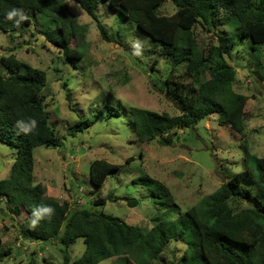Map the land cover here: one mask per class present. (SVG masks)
<instances>
[{
  "label": "rangeland",
  "instance_id": "374dc122",
  "mask_svg": "<svg viewBox=\"0 0 264 264\" xmlns=\"http://www.w3.org/2000/svg\"><path fill=\"white\" fill-rule=\"evenodd\" d=\"M66 1L79 23L86 26L83 40L78 35L70 41L71 48L79 46L82 57L63 55L57 43L58 23L47 15L35 14L33 23L21 30L0 28V57L14 53L20 61L44 69L47 76L41 97L60 137L59 146L34 149V180L43 184L47 196L67 202L70 210L87 207L149 228L156 214L168 211L164 206L158 208L154 200L159 199L151 196L140 176L148 174L164 183L176 205V211L169 215L179 221V209L197 204L247 164H253L249 155L264 157V43L254 50L250 38L240 37L239 22L229 10L222 12L217 27L209 30L207 25L198 24L195 32L199 43L208 47L218 44L217 33L226 31L233 36L235 44L228 60L237 71L234 89L249 97L245 130L234 132L212 114L194 129L177 128L173 142L162 145L157 140L140 142L128 122L133 107L180 113L179 102L161 84L172 69V59L164 55L158 41L106 2H100L96 13L113 41L103 37L96 18L75 1ZM175 11L171 0L159 8L165 15ZM32 14L25 12L26 16ZM173 74L183 81L184 94L194 91L193 81L185 77V66H178ZM80 120L92 123L81 130ZM17 152L0 140V179L9 177ZM96 160L119 165L101 186L91 182ZM125 197L139 202L132 206ZM98 198H107L106 204L95 205ZM185 217L183 214L179 227L193 241L194 226ZM26 218V211L14 215L5 200H0V251L12 248L11 255L0 257V264H46L44 258L63 264V244L57 238H23L20 228L26 225ZM85 247L84 238L78 237L69 248L71 261L81 256ZM185 248L182 241H170L154 264H178ZM194 259L205 264L200 252ZM125 263L134 264L116 257L101 262Z\"/></svg>",
  "mask_w": 264,
  "mask_h": 264
},
{
  "label": "trees",
  "instance_id": "16d2710c",
  "mask_svg": "<svg viewBox=\"0 0 264 264\" xmlns=\"http://www.w3.org/2000/svg\"><path fill=\"white\" fill-rule=\"evenodd\" d=\"M73 1L99 21L105 39L114 40L96 13L101 1L135 22L172 59V69L161 84L179 102L181 111L170 114L131 108L128 125L135 128L140 142L157 140L169 145L177 128L194 129L212 114H217L218 121L234 132L243 133L249 97L234 89L237 71L228 60L235 44L233 36L226 31L217 33L218 44L202 46L195 29L202 24L212 30L222 12L229 10L239 22L237 34L250 38L255 50L264 43V0H171L176 6L172 15L159 12L167 0ZM13 10L18 14L9 18ZM25 12L33 14L26 16ZM39 13L58 23L57 43L63 55L82 57L79 46L71 48L70 41L78 35L83 40L86 26L79 23L66 0H0V28L10 32L24 29L33 23L32 16ZM181 65L185 66V77L194 83L192 93L184 94L183 81L174 77L173 71ZM46 82L44 69L20 61L14 53L0 57V140L18 150L9 177L0 179V200H5L14 215L26 211L27 223L20 228L23 238L34 241L57 238L63 244V264H101L114 257L125 262L132 260L134 264H154L172 240L186 245L178 264H199L194 259L199 252L205 264H264V157L255 154L249 155L253 164H247L246 169L235 173L197 204L184 211L177 207L179 221L169 215L176 211V205L164 183L148 174L140 176L148 184L151 196L159 199L154 200L158 208L164 206L168 211L166 215L156 214L149 228L130 225L118 216L87 207L70 210L67 202L47 196L43 184L34 180V149L59 146L60 137L41 97ZM79 122L81 130L92 123ZM92 165L97 167L91 182L97 186L103 185L108 174L119 167L105 160H96ZM125 198L132 206L139 202L137 198ZM106 200L98 198L94 204L104 205ZM45 207L53 211L43 213ZM36 214L40 219L33 225ZM183 214L194 226L193 241L179 227ZM78 237L84 238L86 247L81 256L71 261L69 248ZM2 243L0 240V247ZM191 244L195 254L191 252ZM11 254V247L0 251L1 258ZM44 260L46 264H58Z\"/></svg>",
  "mask_w": 264,
  "mask_h": 264
},
{
  "label": "clouds",
  "instance_id": "9594fccd",
  "mask_svg": "<svg viewBox=\"0 0 264 264\" xmlns=\"http://www.w3.org/2000/svg\"><path fill=\"white\" fill-rule=\"evenodd\" d=\"M17 14L18 13L15 10H13L12 12L9 13V18H12V17L16 16ZM21 19H23L22 16H21ZM17 23H19V21H17ZM34 124H35V121H33V125ZM25 130H28V129H25ZM52 211H53V209H51L50 207H45V208L42 209L43 213H51ZM39 219H40L39 214H36V219H34L32 221L33 225H35L38 222Z\"/></svg>",
  "mask_w": 264,
  "mask_h": 264
}]
</instances>
